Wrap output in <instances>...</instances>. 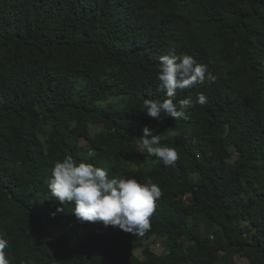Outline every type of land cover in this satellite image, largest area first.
<instances>
[{
  "label": "trees",
  "instance_id": "trees-1",
  "mask_svg": "<svg viewBox=\"0 0 264 264\" xmlns=\"http://www.w3.org/2000/svg\"><path fill=\"white\" fill-rule=\"evenodd\" d=\"M164 54L215 77L177 90L174 103L193 101L186 120L144 108L165 98ZM145 126L177 150L174 166L141 154ZM66 156L151 177L162 195L150 230L78 222L70 203L52 216L48 179ZM0 236L9 264H143L138 251L152 264H216L221 252L264 264V0H0Z\"/></svg>",
  "mask_w": 264,
  "mask_h": 264
},
{
  "label": "clouds",
  "instance_id": "clouds-1",
  "mask_svg": "<svg viewBox=\"0 0 264 264\" xmlns=\"http://www.w3.org/2000/svg\"><path fill=\"white\" fill-rule=\"evenodd\" d=\"M157 91L163 92L165 98L144 99L143 105L149 117L163 122L161 113L173 120L188 119L186 109L193 106L191 98H183L173 102L177 90L193 87L203 83L205 79L214 80L208 73L207 66L198 63L194 57L183 54H164L159 57ZM196 104L205 105L207 97L198 94ZM175 136L176 133H170ZM163 138L153 134V130L145 126L140 136V152L149 158L156 157L165 166H174L179 153L174 147L161 144ZM50 195L58 202L56 212L63 213L65 204L74 205L71 214L78 222H102L106 227L119 228L126 233L144 236L151 228L150 218L155 212V201L162 191L151 177L144 182L121 176L109 177V169L94 166L81 161L77 163L71 156L56 162L48 179ZM8 241L0 236V264H9L5 249Z\"/></svg>",
  "mask_w": 264,
  "mask_h": 264
},
{
  "label": "rangeland",
  "instance_id": "rangeland-1",
  "mask_svg": "<svg viewBox=\"0 0 264 264\" xmlns=\"http://www.w3.org/2000/svg\"><path fill=\"white\" fill-rule=\"evenodd\" d=\"M88 124H89L90 131L95 132L97 129V126L94 123L93 117H90L88 119ZM85 142H86V140L84 138H80V144H85ZM183 145L188 150L192 149L187 140L183 142ZM190 184H192L191 180H190ZM191 192H193V190ZM191 192L188 193V196L191 194ZM178 201L179 202L183 201V198L179 199ZM199 226H200V230L196 235V242L200 247H205V246H207L208 241L210 239V234H209L208 228L206 226V222L203 219L199 220ZM260 233H261L260 229H258V228L254 229V235L259 236ZM146 242L150 245L151 250L153 252H155L157 254L162 253L163 247L159 243V240L157 238L152 237ZM172 244L175 245L176 241H174ZM137 256L141 259L143 264H152L150 260L145 259L144 255L140 251L137 252ZM245 262H246V259H244L241 256L232 255V254H229L226 252H221L220 258L216 264H245Z\"/></svg>",
  "mask_w": 264,
  "mask_h": 264
}]
</instances>
